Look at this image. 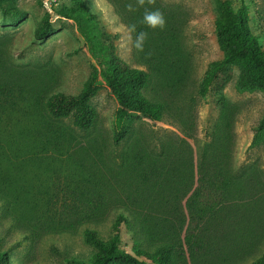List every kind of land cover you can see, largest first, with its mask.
<instances>
[{"label": "rangeland", "instance_id": "rangeland-1", "mask_svg": "<svg viewBox=\"0 0 264 264\" xmlns=\"http://www.w3.org/2000/svg\"><path fill=\"white\" fill-rule=\"evenodd\" d=\"M232 1L236 9L241 5V0ZM86 2L106 31L118 36L117 55L132 67L150 70L146 94L165 107L159 124L131 118L125 125L127 138L115 146L116 104L100 84L91 100L97 122L85 136L93 144L96 162L92 164L115 177V197L141 199L143 214L158 218L164 227L175 225L185 231L189 226L185 202L194 191L198 167L210 165L213 156L221 153L220 137L225 136L226 163L238 184L227 204L202 222L199 248L192 256L187 254L185 264H253L264 254V140L252 146L264 116V93L240 92L236 85L239 71L233 68L218 81L220 91L216 83L207 96H200L207 69L223 56L215 36L214 0H156L154 5L145 0L143 6L138 0ZM244 2L264 50V0ZM72 7V0H20L18 8L26 17L17 23L6 19L0 8V39L8 44V63L55 69L57 92L66 95L78 94L98 66L77 27L61 14ZM157 9L166 20L163 30L143 23L145 11ZM47 13L57 31L38 42L35 31ZM139 29L147 33L142 51L135 47ZM220 97L228 104L226 111ZM137 155L157 160L154 166L162 175L146 178L143 171L148 163L135 164ZM119 213L111 210L104 221L75 234H45L33 239L10 220L0 202L2 248L8 252L10 264H64L67 256L88 259L95 249L85 242L84 230L95 229L108 239ZM121 234V247L133 253V233L123 227Z\"/></svg>", "mask_w": 264, "mask_h": 264}, {"label": "trees", "instance_id": "trees-1", "mask_svg": "<svg viewBox=\"0 0 264 264\" xmlns=\"http://www.w3.org/2000/svg\"><path fill=\"white\" fill-rule=\"evenodd\" d=\"M19 1L0 0L4 17L12 23L26 17L18 8ZM72 3L73 7L61 14L77 27L98 62L78 94L57 92L56 70L46 65H10L5 59L8 44L0 39V202L10 220L33 239L45 234H75L104 221L109 211L120 210L108 239L95 229L84 230L85 242L95 249L90 258L67 256L64 264H185L187 256L199 248L202 222L227 204L238 184L226 163V138L220 137L224 148L210 165L198 167L194 191L185 202L189 218L185 231L175 225L164 227L158 218L143 214L145 203L141 199L115 197V177L108 169L92 164L93 144L86 142L85 136L97 122L91 100L100 84L114 100L115 146L127 138L125 125L131 118L159 124L165 107L146 94L152 79L150 70L132 67L117 55L118 36L106 31L86 0ZM214 3L215 36L223 56L207 69L200 96H207L233 68L239 71L236 85L240 92L264 93V50L253 32L249 6L244 0L237 9L232 0ZM56 31L47 13L35 31V40L44 41ZM141 32L139 29L136 37ZM216 87L219 91L222 88L219 83ZM219 101L226 111L228 104L222 97ZM263 140L264 116L252 146ZM150 159L137 155L135 164L148 163L143 171L146 178L162 175L154 166L157 160ZM123 227L135 237L133 253L121 247ZM0 264H10L1 239ZM253 264H264V254Z\"/></svg>", "mask_w": 264, "mask_h": 264}, {"label": "clouds", "instance_id": "clouds-1", "mask_svg": "<svg viewBox=\"0 0 264 264\" xmlns=\"http://www.w3.org/2000/svg\"><path fill=\"white\" fill-rule=\"evenodd\" d=\"M139 4L143 6L145 4V0H138ZM156 0H147V3L149 5H154ZM128 10H132V6L128 5ZM143 23H145L147 26H149L152 29H161L163 30L166 26V20L163 16V13L160 12L158 9L155 11H149L146 10L144 17H143ZM133 30H135V26H133ZM147 38V33L141 32L137 37L135 41V47L138 50H143L144 42Z\"/></svg>", "mask_w": 264, "mask_h": 264}]
</instances>
